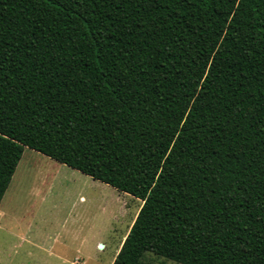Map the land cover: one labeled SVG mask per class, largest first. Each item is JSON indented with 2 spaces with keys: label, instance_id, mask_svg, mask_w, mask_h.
Wrapping results in <instances>:
<instances>
[{
  "label": "trees",
  "instance_id": "1",
  "mask_svg": "<svg viewBox=\"0 0 264 264\" xmlns=\"http://www.w3.org/2000/svg\"><path fill=\"white\" fill-rule=\"evenodd\" d=\"M25 146L143 200L112 264H264V0H0V203Z\"/></svg>",
  "mask_w": 264,
  "mask_h": 264
},
{
  "label": "rangeland",
  "instance_id": "2",
  "mask_svg": "<svg viewBox=\"0 0 264 264\" xmlns=\"http://www.w3.org/2000/svg\"><path fill=\"white\" fill-rule=\"evenodd\" d=\"M141 204L140 198L25 146L0 203V264H70L50 252L54 237L78 245L70 255L73 264H112ZM33 238L42 248L33 249ZM146 258L148 264H182L152 252Z\"/></svg>",
  "mask_w": 264,
  "mask_h": 264
},
{
  "label": "crops",
  "instance_id": "3",
  "mask_svg": "<svg viewBox=\"0 0 264 264\" xmlns=\"http://www.w3.org/2000/svg\"><path fill=\"white\" fill-rule=\"evenodd\" d=\"M142 202H143V200H142ZM137 213H136V216H137ZM133 222H134V219H133ZM22 237H23V240H27L28 239V238H25L24 235H22ZM28 237H30V236H28ZM125 237H126V235L123 237V241H124ZM50 238H51V235H49L47 237V241L48 242H49ZM43 240L46 241V238H43ZM53 242H55V244L51 246V250H52V251H50L51 253H54L58 258L62 259L65 263L69 262L70 264H73L76 261V260L75 261L74 260L71 261L70 255H71V252L74 250V247H76L77 249L79 247H78V245L76 243L73 244V242L69 239V237H68V239H65V241H63V242H59L58 239L56 237H54L53 238ZM58 242H59V247L56 246V244ZM31 245H32L33 249L34 248H42L41 242L40 241H35L34 238H33V241H31ZM52 248H54V249H52ZM1 249H2L1 251L4 253L5 249L4 248H1ZM118 252H119V250H118Z\"/></svg>",
  "mask_w": 264,
  "mask_h": 264
},
{
  "label": "water",
  "instance_id": "4",
  "mask_svg": "<svg viewBox=\"0 0 264 264\" xmlns=\"http://www.w3.org/2000/svg\"><path fill=\"white\" fill-rule=\"evenodd\" d=\"M104 247V244L103 243H100V248H103Z\"/></svg>",
  "mask_w": 264,
  "mask_h": 264
}]
</instances>
